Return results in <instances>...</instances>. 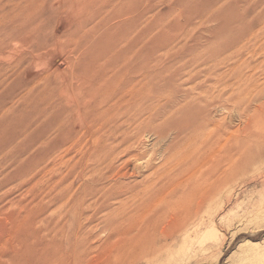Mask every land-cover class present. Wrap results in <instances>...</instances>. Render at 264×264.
I'll return each mask as SVG.
<instances>
[{
	"label": "rangeland",
	"instance_id": "rangeland-1",
	"mask_svg": "<svg viewBox=\"0 0 264 264\" xmlns=\"http://www.w3.org/2000/svg\"><path fill=\"white\" fill-rule=\"evenodd\" d=\"M88 1L0 0V38H5V42L0 41V48L10 55L0 59V76L5 80L1 82L0 77V89H9L2 90V93L7 92L6 96L1 92L0 96L4 95L6 100L12 96L13 102L8 98L10 106L17 98L20 101H16L18 103H14L13 107L8 108V104L6 110L0 108L10 117V123H0L1 147L7 140L10 142L0 147V154L3 153L2 157L6 158L4 163L5 160L0 157L3 162H0V263L24 264V249L35 230L28 227L34 223L36 231L41 230L45 223L40 224L42 222L38 220L49 217L51 222L64 220L67 228H76L81 221L84 232L88 234L87 240L76 246L72 259L65 264H264V0L260 4L257 0H130L128 4L125 2L127 10H123L126 9L124 4L118 3L122 0H114L115 4L118 3L116 8L122 6V10H117L113 0H110L113 3L110 9L115 8V11L111 10V14L115 12L112 17L108 15L110 12L106 13L109 0H104L106 4L108 2L107 7L102 0H90L89 4ZM94 3L99 4L96 7L98 11L92 8ZM141 6L148 11L140 9ZM110 9L108 7V11ZM101 10L106 14L102 16V12L99 17L96 14ZM125 14L126 17L129 15L128 19ZM107 15L110 20L103 19L105 16L108 18ZM119 15L125 17L127 24L121 17L122 21L117 23ZM93 21L95 23L92 24ZM129 23L135 26L133 31ZM141 24L148 26L143 29ZM126 25L132 28L128 30ZM123 31L125 34L122 35ZM15 33L22 41L10 36ZM97 33L99 36H96ZM91 34L94 38L90 37ZM107 34H112L114 38ZM41 52L42 59L38 60L36 55ZM8 58L13 59V63L9 59L11 68ZM85 63L88 67L84 66ZM92 76H96L94 81ZM101 79H124L127 82L134 79L137 100L132 102L127 98L128 104L123 102L119 107L123 110H106L107 120L105 116L97 117L99 119L90 122V129L83 126L78 131L85 134L84 137L78 135V131L77 134L70 131L66 136V132H61L63 125H59L61 131L56 129L53 132L58 135L55 136L53 128L62 117L71 122L72 128L78 126L75 117L77 105L81 104L82 95L87 98L95 95V87ZM87 80L90 82L87 83ZM88 87H92V91H89L90 88L87 91ZM33 90H36L35 94L38 92L37 98L47 99L46 104L53 99L48 106L39 103L41 107H48L44 106V111L37 104L35 106L39 98L34 97ZM144 91L146 93L142 94ZM20 94L22 96H18ZM29 95L36 100L33 102ZM25 96H28V101ZM148 96L152 102H149L151 98ZM27 102L30 105L25 106ZM150 103L152 105L149 106ZM49 107L54 109L50 117L47 116ZM33 108L42 111L36 115ZM57 110L59 113L63 111V115L57 116ZM146 113L147 117L143 115ZM31 115L37 117L38 126L34 121L36 118L33 120ZM25 121L31 125H26ZM42 125L49 126L50 139ZM25 126L29 127L30 133L35 127L32 129L33 136L23 131L27 128ZM41 126L43 130L39 129ZM121 128H125L126 132L128 128V132L134 129L136 134L127 143L116 145L110 138L111 133L118 131L112 137L123 135ZM91 129L93 133L100 131V134L109 135L104 145L106 155L99 163L101 153L94 149ZM118 129L122 133L119 134ZM10 133L12 137L14 135L12 141ZM43 134L46 140L42 138ZM57 139L63 143H58ZM210 145L216 151L210 162H215L216 169L212 164L210 170L202 173L201 182L196 185L198 181L187 177L193 168L187 163L201 157L198 154L201 155L203 148ZM9 148L11 151L6 152ZM86 148L89 150L86 151ZM185 149L189 160L174 162ZM20 150H24V154L30 150L27 153L29 156L22 153L24 158L29 157L28 162L26 158L22 162V155H18L22 152ZM86 153L91 157L90 161L85 160ZM40 154L41 157L38 156ZM16 156L20 158L19 162ZM97 156L98 159H94ZM167 156L174 157L168 161ZM38 157L41 159L38 160ZM164 162L165 165L171 162L168 170L163 167ZM10 164L17 167H9ZM172 164L173 168L170 167ZM26 166L32 171H26ZM20 171L24 174L19 175ZM81 202L82 208H85L81 209L87 218L82 217L86 220L77 214L81 210ZM29 208L32 213L27 214ZM60 214H65V218L61 219ZM74 218L76 220L73 221ZM21 239L24 241L20 242ZM67 239L72 241L74 237L64 236L62 242ZM58 240V237L54 238L55 242ZM17 246L25 247L23 252ZM66 249L59 244L58 254L63 256Z\"/></svg>",
	"mask_w": 264,
	"mask_h": 264
},
{
	"label": "bare ground",
	"instance_id": "bare-ground-1",
	"mask_svg": "<svg viewBox=\"0 0 264 264\" xmlns=\"http://www.w3.org/2000/svg\"><path fill=\"white\" fill-rule=\"evenodd\" d=\"M96 1V0H95ZM100 0H98L97 2H99ZM102 1H104V0H102ZM101 1V2H102ZM108 1V0H107ZM116 1V0H115ZM115 1L113 0V2H114V4H115ZM117 1H120V0H117ZM116 1V2H117ZM124 0H122L121 2H118V3H122V5L124 4V6L126 5V3L125 2H127V4L130 2V0H126V1H124ZM129 1V2H128ZM263 1V0H262ZM261 0H257V2H259V4H260V2H262ZM70 2V1H69ZM72 3H73V1H72ZM87 3V2H86ZM89 3H91V1L89 0L88 1V4ZM102 3H105L104 5L106 6V5H108V2H107V4H106V1H104V2H102ZM112 3V2H111ZM110 3V0H109V5L110 6H108L109 7V9H110V7H112L111 5L113 4H111ZM118 3L117 4H115V8H116V5H118ZM95 4H97V6H95ZM132 4V3H131ZM131 4L129 5V8L131 7ZM70 5V4H69ZM91 5V4H90ZM89 5V6H90ZM93 5V4H92ZM98 3H94V6L92 7L93 9L95 8V11H98V10H96L97 8L96 7H98ZM134 5V4H133ZM132 5V6H133ZM145 5V4H144ZM143 5V6H144ZM81 6V5H80ZM87 6V5H86ZM100 6L101 7H103L102 5H101V3H100ZM127 6V5H126ZM126 6H125V8H126ZM107 7V6H106ZM108 7H107V12L106 13H108V12H110V14H111V10H112V12H113V10L115 9V8H111L109 11H108ZM128 7V6H127ZM145 7V6H144ZM82 8V7H81ZM100 8V7H99ZM118 8V9H117ZM116 9L117 10H122V6L121 7H117ZM120 8V9H119ZM106 9V8H105ZM104 9V10H105ZM140 9H142V6H141V8ZM148 8H146V10H147ZM82 10V9H81ZM91 9L89 8V11H90ZM104 10L102 11H100V13H98V14H96V15H99V17H100V14L102 15V16H104V14H106L105 12H104ZM123 10H127V8L126 9H123ZM130 10V9H129ZM143 10V9H142ZM145 9L143 10V11H146ZM84 11H85V9H84ZM115 11V10H114ZM138 11H140V12H142L141 10H139L138 9ZM148 11V10H147ZM91 12V11H90ZM126 12V11H125ZM127 12H130V11H127ZM136 12V11H135ZM139 12V13H140ZM80 13V12H79ZM115 13V12H114ZM113 13V14H114ZM119 13H121V11L119 12ZM119 13H117V15L119 14ZM81 14V13H80ZM86 14H87V12H86ZM109 13H108V15L109 16H111L112 17V15L113 14H111L110 15ZM123 14H124V12H123ZM123 14H121L122 16H123ZM130 14V13H129ZM133 14V13H132ZM132 14H130V15H132ZM79 15V14H78ZM92 15V14H91ZM108 15H107V17H108ZM121 15H119V18L121 17ZM80 16V15H79ZM86 16V15H85ZM129 16V15H128ZM127 16V17H128ZM84 17V16H83ZM98 17V18H99ZM110 17V18H111ZM116 17H118V16H116ZM125 17H126V14H125ZM125 17L123 18V17H121V18H123L122 20L124 21V19H125ZM126 17V19H128ZM88 18V16L86 17V19ZM92 18V17H91ZM101 18H103V17H101ZM116 19V20H118V22L117 23H119V21H122L121 20V18L120 19ZM85 19V20H86ZM95 19H97V17H95ZM103 19H109V17L108 18H106V16L103 18ZM103 19H101L100 21H102ZM79 20V18L77 17V21ZM85 20H82V22L83 21H85ZM88 20V19H87ZM110 20V19H109ZM90 21H91V19H90ZM98 21H99V19H98ZM97 20H96V22H98ZM105 21V20H104ZM79 22H81V19H80V21ZM107 22H108V20H107ZM111 22V21H110ZM115 22V24L117 25V23ZM128 22V21H127ZM93 23H95L94 21L92 22V24ZM99 23V22H98ZM113 23V22H112ZM112 23H110V24H112ZM124 23H126V21H124ZM138 23V22H137ZM81 24V23H80ZM97 24V23H96ZM96 24H94V26L96 25ZM115 24H113V26H115ZM127 24V23H126ZM34 26H37L38 27V25H40V24H38V25H35V24H33ZM125 25V24H124ZM129 25H131L132 26V24H130L129 23ZM138 25V24H137ZM136 25V26H137ZM147 25V24H146ZM146 25H144V27L146 26ZM151 24H149V26H150ZM97 26V25H96ZM108 26H110V25H107V27ZM122 26H123V24H122ZM127 26V29L129 28H132L133 27V29H132V31L134 30V25L132 26V27H128V25H126ZM148 26V25H147ZM18 27V26H17ZM33 27V26H32ZM37 27H36V29H37ZM92 27H93V25H92ZM106 27V28H107ZM141 27H143V24H141ZM144 27H143V29H144ZM94 28V27H93ZM98 28V27H97ZM104 28V27H103ZM103 28H101L102 30H105V29H103ZM148 28V27H147ZM150 28H151V26H150ZM18 29L19 28H17V31H18ZM33 29H35V28H32L31 30H33ZM36 29H35V31H36ZM107 29H109V28H107ZM118 29L120 30V28L118 27ZM128 29V30H129ZM140 29V28H139ZM30 30V31H31ZM112 30V29H111ZM146 30V29H145ZM34 31V32H35ZM110 31V30H109ZM113 31V30H112ZM144 31V30H143ZM1 32V31H0ZM102 32V31H101ZM124 33H122V35L123 34H125V31H123ZM23 33V32H22ZM95 33V32H94ZM142 33V32H141ZM1 34V33H0ZM35 34V33H34ZM100 34V33H99ZM106 34V33H105ZM137 34V33H136ZM16 35V33L13 35H10V36H12V38H14V36ZM108 35V34H107ZM112 35V34H111ZM111 35H108V36H111ZM5 36H8V35H5ZM18 36V35H17ZM96 36H99L98 35V33H97V35ZM9 37V36H8ZM16 37V36H15ZM19 37V36H18ZM18 37H16L15 38V40H21V39H17ZM21 37V36H20ZM25 37H28V36H25ZM24 37V38H25ZM90 37H93L94 38V36H92V34H91V36ZM101 37H103V35L101 36ZM112 38H114L113 36H111ZM110 37V38H111ZM137 37V36H136ZM12 38H10L9 39V41L12 39ZM30 38V37H29ZM28 38V39H29ZM69 38V37H68ZM105 38V37H104ZM121 38V36L119 37V39ZM26 39V38H25ZM70 39V38H69ZM72 39V38H71ZM70 39V40H71ZM98 39V38H97ZM14 40V41H15ZM24 40V39H23ZM32 40H33V38H32ZM90 40V39H89ZM99 40H101V38L99 39ZM121 40V39H120ZM0 41H1V43L2 42H5V38H0ZM8 41V42H9ZM22 41V40H21ZM65 41H66V39H65ZM90 41H92V40H90ZM89 41V42H90ZM23 42H25V40L23 41ZM61 42H63V40L61 41ZM69 42H71V41H69ZM99 42V41H98ZM101 42V41H100ZM110 42H112V39H110ZM109 42V43H110ZM37 43V42H36ZM73 43V42H72ZM23 44V43H22ZM58 44V43H57ZM71 44V43H70ZM99 44V43H98ZM119 44V43H118ZM124 44V43H123ZM1 45V44H0ZM15 45V44H14ZM31 45V44H30ZM71 45H73V44H71ZM92 45V44H91ZM96 46H97V44H95ZM112 45H113V43H112ZM17 46L18 45H16V48H15V50L18 52V48H17ZM19 46H20V43H19ZM32 46V45H31ZM60 46V45H59ZM63 46H67V44L66 45H63ZM76 46H77V44H76ZM76 46H74V47H76ZM90 46V45H89ZM94 46V45H93ZM8 47V46H7ZM14 47V46H13ZM12 47V48H13ZM61 47V46H60ZM69 47V46H68ZM67 47V48H68ZM6 48V47H5ZM56 48L58 49V47L56 46ZM66 48V47H65ZM4 49V48H3ZM2 49V50H3ZM9 49V48H8ZM11 49V48H10ZM9 49V50H10ZM40 49L41 48H39V51H40ZM90 49V48H89ZM117 49V48H116ZM1 50V48H0V59L1 58H4L6 55L7 56H10V55H8V54H6L5 53V50H3L2 51ZM37 50V49H36ZM64 50V49H63ZM70 50H71V48H70ZM73 50H74V48H73ZM86 50H87V48H86ZM118 50V49H117ZM38 51V50H37ZM42 51V50H41ZM11 52H13V50L11 51ZM11 52H8V53H11ZM21 52V51H20ZM20 52L18 53V54H20ZM68 52H69V50H68ZM83 52V51H82ZM81 52V53H82ZM86 52L87 51H85V52H83V53H85L86 54ZM22 53V52H21ZM40 53V52H39ZM90 52H88L87 54H89ZM43 53L41 52V54H37L36 56V58L38 59V60H40V59H42V55ZM91 54V53H90ZM107 54V53H106ZM15 55H16V53H15ZM82 55V54H81ZM85 56H87V55H85ZM85 56H83L84 57V59L86 58ZM90 56V55H89ZM102 56V55H101ZM11 57H12V55H11ZM15 58V57H14ZM21 58V57H20ZM20 58H17V59H20ZM9 59L10 60H12V63H13V59H11V58H8V62H9ZM83 59V58H82ZM83 59V60H84ZM87 59V58H86ZM91 59V58H90ZM88 60V59H87ZM4 61H6V60H4ZM14 61H17L16 59L14 60ZM7 62V61H6ZM11 62V61H10ZM10 62H9V66L11 65L10 64ZM18 62H19V60H18ZM84 62H85V60H84ZM96 62H98V61H96ZM103 62V61H102ZM15 63V62H14ZM17 63V62H16ZM86 64L87 63H85V65L84 66H86ZM100 64V63H99ZM1 65V64H0ZM14 65H17V64H14ZM101 65V64H100ZM11 67H13V66H10V68ZM86 67H88V66H86ZM98 67V66H97ZM93 68H95V67H93ZM84 69H86V68H84ZM89 70H90V68H89ZM91 70H92V67H91ZM94 70V69H93ZM92 70V71H93ZM97 71V70H96ZM87 72H88V74L90 73V71H88V68H87ZM1 73V72H0ZM86 73V72H85ZM99 73V72H98ZM97 74V73H96ZM95 74V75H96ZM1 75V74H0ZM86 75V74H85ZM1 77V76H0ZM96 77V76H95ZM95 77H93L92 76V78H94V79H92L93 81L95 80ZM2 78V80L3 81H1V82H4L5 80L3 79V77H1ZM0 78V79H1ZM4 78H6L5 77V75H4ZM45 79H47V77L45 78ZM98 79V78H97ZM96 79V80H97ZM8 80V79H7ZM85 80H86V78H85ZM43 81H46V80H43ZM88 82L87 83H89L90 81L89 80H87ZM99 81H101L100 83H97V85H96V81H95V84H93V86L94 85H96V87H95V95L94 96H92L91 98L90 97H85L84 95H82V98H83V100H81V104H79V105H77V110H76V114H75V117H76V119H78V122H79V124H78V126L76 127V126H74L73 128H72V126H70L71 125V122L68 120V119H64V117H62V118H60V119H58V117L57 116H60V114H62V112L61 113H59V109L57 110V112H58V115L56 116V118H55V116H54V114H53V117L55 118V119H58L57 121H58V125L56 124V126L58 127L59 125L61 126V125H63V127H62V129H61V127L59 126L58 128L56 127H54L53 129H54V131H52V133L53 132H55V130L58 132V130L59 131H61L63 134H64V132H66L67 134H65L66 136L67 135H69V133H70V131H72V132H74L75 133V131H76V133L75 134H77V131L78 130H80L83 126H85L84 128H89V125H91V121L93 122L94 121V119H99V118H102L103 116H105L106 114H107V111L106 110H110L111 111V109H114L113 111H117L118 110V108L123 104V102H126V99L128 98V100H130V101H135V100H137V95H136V86H137V84H136V82H135V80L134 79H129L128 80V82L127 81H125L124 79H101V80H99ZM97 82H98V80H97ZM86 85V84H85ZM84 85V86H85ZM87 86H88V84H87ZM87 86H85V87H87ZM6 87V86H5ZM20 87V86H19ZM47 88V87H46ZM83 88V87H82ZM90 87H88V88H86V90L88 91V89H89ZM92 88V87H91ZM89 89V91L91 90L92 91V89ZM148 88H149V86H148ZM20 89V88H19ZM84 89V88H83ZM3 90V89H2ZM2 90L0 89V92L2 93ZM4 90H7V91H9V89H7V88H4ZM3 90V91H4ZM24 90V89H23ZM26 92H28V89L26 88ZM45 90H47V89H45ZM57 90V89H56ZM143 90H145V88H143ZM34 91V90H33ZM38 91V90H37ZM85 91V90H84ZM86 91V92H87ZM6 92V91H5ZM5 92H3V93H5ZM25 92V91H24ZM35 92H36V90L34 91V97H36L37 98V93L35 94ZM42 91H40L39 93H41ZM43 92H45L44 90H43ZM41 93V94H46V93ZM97 92V93H96ZM0 93V94H1ZM2 93V94H3ZM7 93V92H6ZM6 93H5V96H6ZM30 93H31V91H30ZM51 93H53V92H51ZM59 93V92H58ZM89 93V96H90V92H88ZM93 93V92H92ZM142 93V92H141ZM144 93H146V91H144L142 94H144ZM29 94V93H28ZM54 94V93H53ZM25 95H26V93H25ZM31 95V94H30ZM29 95V98L30 99H33V102L36 100V99H34V97L33 96H30ZM56 95V94H55ZM86 95V94H85ZM88 95V94H87ZM4 96V95H3ZM3 96H0L1 97V99L3 98ZM11 96V95H10ZM18 96H22V94H20V95H18ZM12 97V96H11ZM11 97H8V98H10V100H11ZM26 97V96H25ZM33 97V98H32ZM47 97V96H46ZM51 97V96H50ZM50 97H48V98H50ZM148 97H150V96H148ZM7 98V100L6 99H0L1 101V103H0V108H4L5 109V107L9 104V103H11V102H13L12 100H11V102H8V99ZM14 98V97H13ZM21 99L22 98H24V97H20ZM39 98V97H38ZM38 98H37V100H38ZM55 98V97H54ZM141 98V97H140ZM140 98H138L139 100H140ZM146 98V97H145ZM151 98V97H150ZM27 101H28V96L25 98ZM61 99H62V97H61ZM142 99V98H141ZM6 101V102H4V101ZM25 100V101H26ZM50 100H53V99H50ZM50 100H48L49 102H47V104H46V101H47V99H40L39 98V102H35V106H36V104L38 105V106H40L39 105V103L40 102H42V103H44V104H46L47 106H48V103H51L50 102ZM3 101V102H2ZM16 101H18V98L16 99ZM16 101L14 102L15 104H17L18 102H20V101H18L17 103H16ZM22 101V103H23V100H21ZM30 102H32V100H29ZM152 102V98L151 99H149V102ZM29 102V103H30ZM32 102V103H33ZM148 102V100H147V103H149ZM14 103H13V105H14ZM25 103V102H24ZM28 102L25 104V106L26 105H30ZM127 103V102H126ZM125 103V105L127 106V104ZM144 103V102H143ZM146 103V102H145ZM146 103V104H147ZM145 104V105H146ZM13 105L11 104V106L13 107ZM33 105V104H32ZM31 105V106H32ZM46 105H42L43 107L44 106H46ZM50 105V104H49ZM130 105V104H129ZM128 105V106H129ZM148 105V104H147ZM150 105H152L151 103L149 104V106ZM10 106V104H9V106H7L8 108L9 107H11ZM19 106V105H18ZM34 106V107H35ZM37 106V107H38ZM46 106V107H47ZM126 106H125V108H126ZM142 106V105H141ZM226 106V105H225ZM6 107V108H7ZM33 107V106H32ZM43 107H41L40 106V108H43ZM53 107V106H52ZM55 107V106H54ZM53 107V108H54ZM122 107V106H121ZM146 107H148V106H146ZM29 108V107H28ZM27 108V109H28ZM31 108V107H30ZM48 108V107H47ZM59 108V107H58ZM139 108V107H138ZM148 108H150V107H148ZM2 109H0L1 110V112H0V123L1 122H3V123H6L7 121H8V123H10L9 122V120H10V117L9 116H7V115H5L4 113L6 112H3L4 110H2ZM13 108H11L10 110H12ZM65 109V108H64ZM150 109H153V108H150ZM6 110V109H5ZM31 110V109H30ZM30 110H29V112H30ZM33 110V112H36V115H37V113L38 112H40V111H42V110H37L36 108H33L32 109ZM52 112H51V111ZM54 110V109H53ZM53 110L49 107V111L47 110V112H48V117H50L49 116V114L51 113V115H52V113H53ZM61 110H63V108H61ZM68 110V109H67ZM119 110L121 111V110H123V109H120L119 108ZM140 110V109H139ZM147 111H148V109H146ZM8 111V110H7ZM23 111V110H22ZM21 111V112H22ZM43 111H44V108H43ZM56 111V110H55ZM54 111V112H55ZM69 111H71V110H69ZM72 111V112H73ZM112 111V112H113ZM151 111H153V110H151ZM9 112V111H8ZM29 112H28V114H29ZM112 112L110 113V115L112 116ZM136 112V113H135ZM135 112H133V113H135L136 115H138L137 114V111L135 110ZM146 112V111H145ZM144 112V113H145ZM7 113V112H6ZM26 113H27V110H26ZM65 113H67V112H65ZM109 113V112H108ZM114 113V112H113ZM118 112H116L115 114H117ZM141 113H143V112H141ZM149 113V112H148ZM35 114V113H34ZM114 114V116H117V115H115ZM124 114H125V111H124ZM129 114V113H128ZM127 114V115H128ZM8 115H10V114H8ZM12 116H13V114H11ZM22 115V114H21ZM44 115H45V112H44ZM55 115H56V113H55ZM63 115V114H62ZM127 115H125V116H127ZM132 115V117H133V114H131ZM136 115H134V116H136ZM143 115H145V117H147L148 115H147V113L146 114H143ZM142 114H141V116H143ZM147 115V116H146ZM24 116V115H23ZM27 116H29V115H27ZM33 118V120H34V117H35V115L33 116V115H31ZM30 116V117H31ZM47 116H46V119H49V118H47ZM113 116V117H114ZM140 116V115H139ZM41 117H42V115H41ZM53 117H52V119H53ZM74 117V118H75ZM97 117H99V118H97ZM106 117V118H105ZM104 117V119L105 120H107V116H105ZM108 117H110V116H108ZM122 117V116H121ZM144 117V116H143ZM12 118V117H11ZM17 118V117H16ZM36 118V120H34V121H36V124H37V121H38V119H37V117H35ZM44 118V116L42 117V119ZM66 118V117H65ZM135 118V117H134ZM76 119H74V120H76ZM123 119V118H122ZM146 119V118H145ZM25 120H27V122H32L31 121V119L29 120V119H25ZM45 120V119H44ZM50 120V119H49ZM124 120V119H123ZM122 120V121H123ZM134 120V119H133ZM135 120H136V118H135ZM32 122V123H35V122ZM40 122H41V120H39ZM50 121H52V123L54 122V120H50ZM56 121V120H55ZM98 121V120H97ZM96 121V122H97ZM112 121V120H111ZM137 121V120H136ZM135 121V122H136ZM42 122H44V121H42ZM47 122H48V120H47ZM77 122V121H76ZM102 121H100V123H101ZM116 122H118V121H116ZM124 122V121H123ZM134 122V121H133ZM8 123L6 124V125H8ZM25 123H26V121H25ZM50 123V122H49ZM51 123V125H53ZM61 123V124H60ZM73 123V122H72ZM75 123V122H74ZM107 123V122H106ZM105 123V124H106ZM108 123H111V122H109L108 121ZM108 123H107V125H108ZM113 123V122H112ZM127 123V122H126ZM126 123H123V125L124 124H126ZM15 124V123H14ZM17 124V123H16ZM15 124V125H16ZM27 124H30V123H26V125ZM55 124V123H54ZM97 124H99V123H96V125ZM103 124V123H102ZM118 124H120V123H118ZM133 124V123H132ZM25 125V124H24ZM31 125V124H30ZM29 125V126H30ZM33 125V124H32ZM74 125V124H73ZM96 125L94 124V128H93V131L94 130H96ZM99 125H101V124H99ZM104 125V124H103ZM107 125H105V126H107ZM122 124H121V126H123ZM128 125V124H127ZM126 125V126H127ZM5 126V125H4ZM34 126H35V124H34ZM33 126V128L32 129H34L35 127ZM36 126H38V124L36 125ZM40 126V125H39ZM43 126V125H42ZM42 126L39 128V129H42ZM54 126V125H53ZM53 126H51V127H53ZM113 126V125H112ZM141 126V125H140ZM139 126V127H140ZM25 127H27L26 129L25 128H23V131L24 132H26V134H29L30 132V129H29V131H28V126H25ZM48 128H49V126H47ZM46 126H43V128H44V130L46 131L47 130V133H48V128H47ZM50 127V128H51ZM129 127H131L132 128V126H129ZM3 128V127H2ZM45 128H47V129H45ZM109 128V127H108ZM108 128H105V129H107V131H108ZM113 128V127H112ZM119 128V127H118ZM130 128V129H131ZM5 129H6V127H5ZM8 129V128H7ZM31 129V135H32V130ZM38 129V128H37ZM36 129V130H37ZM38 129V130H39ZM61 129V130H60ZM66 129V130H65ZM90 129V128H89ZM97 129H98V127H97ZM125 129V128H124ZM124 129H122L121 128V130H124ZM4 130V129H3ZM10 130V129H9ZM28 131V133H27V131ZM43 130V129H42ZM112 130V129H111ZM116 130V129H115ZM118 130H120V129H118ZM121 130L119 131V134L120 133H122L121 132ZM127 130V132L124 130L123 131V135H119V136H113L112 137V134L114 135L115 133L117 134V132L118 131H116L115 133H111V137L110 138H112V142L113 141H115V143H116V145L117 144H119V143H127L128 141H130V140H132V135L134 134H136V133H134V129H131V130H133V131H130V132H128V130H129V128L128 129H126ZM2 131V130H1ZM85 130H83L82 132H84ZM91 132H89V133H91V138H92V141L95 143L93 146H94V149H95V151H97V153H101V155L99 154V160H98V163L99 162H101V161H103V159H104V156L106 155L105 153H106V149L104 148V145H105V143H107V141H108V139H109V135H103V134H100V131L98 132L97 131V133H93V131H92V129L90 130ZM106 131V132H107ZM151 131V130H150ZM6 132V131H5ZM11 132V131H10ZM36 132V131H35ZM34 132V133H35ZM40 133H41V130L39 131ZM39 132H36V134L38 133L39 134ZM44 132V131H43ZM60 132V133H61ZM85 132H87V131H85ZM95 132V131H94ZM102 132V131H101ZM103 132H104V130H103ZM125 132V133H124ZM135 132H136V130H135ZM146 132V131H145ZM9 133V132H8ZM19 133L20 134H22L20 131L18 132V135H19ZM50 133V132H49ZM48 133V134H49ZM5 134V133H4ZM3 134V135H4ZM14 134H15V132H14ZM17 134V133H16ZM15 134V135H16ZM25 133H23V135H24ZM45 134H46V132H45ZM45 134H43V139L45 138V140H46V136L48 135V134H46V136H45ZM54 135H55V133H53ZM63 134H60V135H62V136H64L65 137V135H63ZM74 134V135H75ZM80 134V131H78V135ZM84 134V133H83ZM87 134V133H86ZM106 134H108V132L106 133ZM150 134V133H149ZM2 135V134H1ZM10 135H11V133H10ZM40 135V134H39ZM56 135H57V133H56ZM55 135V136H56ZM80 135H82V134H80ZM85 135V134H84ZM84 135H82L83 137H84ZM89 135V134H88ZM143 135V134H142ZM154 135V134H153ZM8 136V135H7ZM17 136V135H16ZM20 137H21V135H19ZM19 136H17L18 138H19ZM25 136V135H24ZM27 137L29 136V135H26ZM33 136V135H32ZM34 136H36V135H34ZM45 136V137H44ZM58 136V135H57ZM50 137V134H49V136H48V138ZM60 137V136H59ZM1 138V137H0ZM12 138L14 139V135H13V137H12V135H11V138H10V141H12ZM51 138V137H50ZM49 138V139H50ZM54 138V137H53ZM17 139V138H16ZM30 139H33V137L32 138H30ZM89 139V138H88ZM58 140V139H57ZM71 140V139H70ZM76 140H77V137H76ZM16 140H14V142H15ZM25 141V140H24ZM29 141V140H28ZM31 141V140H30ZM29 141V142H30ZM34 141V140H33ZM9 142V140H7V142L5 143L4 142V145L6 144L7 145V143ZM32 142V141H31ZM42 142V141H41ZM60 141L58 140V143H59ZM71 142V141H70ZM82 142V141H81ZM10 143V142H9ZM61 143H63L62 141L60 142V144ZM72 143V142H71ZM11 144H13V142L11 143ZM68 144V143H67ZM84 144H85V141H84ZM203 144V143H202ZM1 143H0V147H1ZM4 145H3V147H4ZM5 145V146H6ZM15 145V144H14ZM14 145H12V149L14 150L15 148V146ZM36 145V144H35ZM53 145V144H52ZM58 144H56V146H57ZM78 145V144H77ZM88 145V144H87ZM87 145H85V147L87 146ZM110 145V144H109ZM212 145H214V144H212ZM212 145H210L209 147H207L206 149H204L203 147V150H204V152L202 151V149H201V151L203 152L201 155L200 154H198L199 156H201V157H199V158H197V159H195V157H194V161H192L191 163L189 162V163H187V164H190L191 166L190 167H193L190 171H189V173H188V178L189 179H194V180H196V181H198L197 183H196V185L198 184V183H200L201 182V179H202V177H203V174L202 173H204L205 171H207L209 168H211L212 166V164H213V167H214V163L215 162H212V163H210L211 161H212V159H213V157H214V155H215V153H216V151H215V148L212 146ZM11 146V145H10ZM9 146V147H10ZM32 146V145H31ZM59 146V145H58ZM135 146V145H134ZM3 147H1V148H3ZM192 147V146H191ZM11 148V147H10ZM9 148V150L8 151H6V152H9V151H11V149ZM31 148V147H30ZM89 148H90V146H89ZM189 148V150H190V147H188ZM6 149V148H5ZM8 149V148H7ZM16 149H17V147H16ZM194 149V148H193ZM27 150V149H26ZM46 150V149H45ZM84 150V149H83ZM89 150V149H88ZM87 150V148H86V151H88ZM186 150V154H181V153H183V151H185ZM185 150H183L180 154H178V159H174V162L176 161V160H178L179 162H181L179 159H181L182 161L184 160V161H187V160H189V157H188V155H187V149H185ZM194 150H196V149H194ZM3 151V150H2ZM16 150H14V152H15ZM20 151H22V150H20ZM24 151V150H23ZM21 152L20 154H18L19 155V157H20V155H22V158L21 159H23L22 160V162L23 161H25V158H26V160H27V158H29V157H23V154H24V152ZM6 152H5V154H6ZM27 153H29L30 152V150H28V151H26ZM23 153V154H22ZM27 153H25L24 155H28ZM32 153V152H31ZM34 153V152H33ZM48 153V152H47ZM50 153H51V151H50ZM89 153V152H88ZM88 153H86L85 154V156H84V158H85V160L86 161H90V156H87V154ZM175 153V152H174ZM190 152H188V154H189ZM4 154V155H5ZM8 154V153H7ZM173 154V153H172ZM193 154V153H192ZM2 155H3V153H2ZM2 155L0 154V157H2ZM9 155V154H8ZM30 155V154H29ZM28 155V156H29ZM35 156H36V154H34ZM34 155H32V156H34ZM51 155V154H50ZM53 155V154H52ZM108 155H109V152H108ZM198 155H194V156H197L198 157ZM6 156V155H5ZM12 156V155H11ZM38 156H40L41 157V154L40 155H38ZM96 156V155H95ZM189 156H191V153L189 154ZM9 157V156H8ZM12 157H14V156H12ZM19 157H15L16 158V161H17V158H18V162L20 161V158ZM31 157V156H30ZM40 157H38V160H40L41 158ZM57 157V156H56ZM135 157V156H134ZM168 157V156H167ZM174 156H172V158H173ZM5 161H4V163L6 162V158H4V157H2ZM10 158V157H9ZM14 158V159H15ZM44 158V157H43ZM42 158V159H43ZM107 158H108V156H107ZM107 158H105L106 160H107ZM137 158V157H136ZM172 158H170V157H168V158H166V160H171ZM191 158V157H190ZM35 159H37V158H33V160H35ZM48 159V158H47ZM94 159H98V156L96 157V158H94ZM215 159V158H214ZM2 160V159H1ZM91 160H93V159H91ZM105 160V161H106ZM168 160V161H169ZM54 161V160H53ZM58 161H59V159H58ZM1 162V161H0ZM21 162V163H22ZM27 162H28V160H27ZM26 162V163H27ZM35 162H38V161H35ZM34 162V163H35ZM167 162V161H166ZM173 162V163H174ZM1 163H3V162H1ZM0 163V164H1ZM19 164V165H21V166H24V165H22V164ZM39 163V162H38ZM85 163H87V162H85ZM96 163H97V161H96ZM209 163V165H207ZM171 164V162L169 163V165ZM5 165V164H4ZM3 165V166H4ZM17 165V164H16ZM29 165V164H28ZM169 165H165V162H164V164H163V167L164 166H166V169H167V166L169 167ZM13 166H14V164H13ZM12 166V164H10V166L9 167H13ZM21 166H18V167H21ZM35 166H37V165H34V167ZM216 166V165H215ZM5 167V166H4ZM7 167V166H6ZM14 167H17V166H14ZM29 167V166H28ZM31 167V166H30ZM37 167H39V166H37ZM44 167V169H46V167L45 166H43ZM171 168H173V164H172V166H170ZM1 169V168H0ZM10 169V168H9ZM8 169V170H9ZM13 169V168H12ZM19 169V168H18ZM26 169H28V170H26V171H29V170H31V169H29V168H27V166H26ZM44 169H42V170H44ZM164 169V168H163ZM161 170V171H164V170ZM170 169V168H169ZM214 169H216L215 167H214ZM168 170V169H167ZM210 170V169H209ZM14 172H15V170H13ZM32 171V170H31ZM39 171V170H38ZM181 171V170H180ZM215 171V170H214ZM21 172V171H20ZM19 172V173H20ZM24 172H25V170H24ZM136 172V171H135ZM183 172H184V170H183ZM11 173H12V171L10 172V175H11ZM34 173H36V172H34ZM84 173V172H83ZM82 173V174H83ZM162 173V172H161ZM164 173H167V171L166 172H163V174ZM24 174V173H23ZM22 174V172H21V174H19V175H23ZM41 174V173H40ZM86 174V173H85ZM89 174V173H88ZM91 174V173H90ZM89 174V175H90ZM178 174H180L179 173V171H178ZM43 175V174H42ZM41 175V176H42ZM44 175H45V173H44ZM101 175H104V173L102 174L101 173ZM100 175V177H102ZM176 175V174H175ZM14 176V174L12 175V177ZM40 176V177H41ZM84 176V175H83ZM107 176V175H106ZM163 176V175H162ZM88 177H91V176H88ZM109 177V176H108ZM112 177V176H111ZM196 177H197V179H196ZM7 178V177H6ZM36 178V177H35ZM10 179V178H9ZM12 179H15V178H12ZM11 179V181H13ZM33 179V178H32ZM7 180V179H6ZM18 180H19V178H18ZM35 180V179H34ZM115 180V179H114ZM173 181H174V179H173ZM18 182V181H17ZM32 182H34L33 180H32ZM37 182V181H36ZM175 182V181H174ZM2 183V182H1ZM7 183V182H6ZM19 183V182H18ZM5 184V183H4ZM20 184V183H19ZM27 184V183H26ZM186 184V183H185ZM10 185V184H9ZM200 185V184H199ZM1 186H2V184H1ZM4 186V185H3ZM162 186H163V184H162ZM22 187V186H21ZM33 187V186H32ZM32 187H30V189L32 188ZM18 188H20V186L18 187ZM9 191V190H8ZM27 192L29 193L30 191H29V189L27 190ZM203 193V192H202ZM4 194H5V192H4ZM138 195V194H137ZM193 196V195H192ZM33 198V197H32ZM168 198V197H167ZM193 198V197H192ZM202 198V197H201ZM35 199V198H34ZM31 200V199H30ZM56 200V199H55ZM158 200V199H157ZM38 201V200H37ZM39 201H42V200H39ZM82 201H83V199H82ZM199 201V200H198ZM198 201L196 202V203H198ZM201 201V200H200ZM52 203H53V201H52ZM25 204V203H24ZM198 204H200V203H198ZM197 204V205H198ZM41 205V204H40ZM78 205H79V202H78ZM82 205H83V203L81 202V207L79 208V209H81L82 208ZM196 205V204H195ZM25 206V205H24ZM27 206V205H26ZM39 206V205H38ZM85 206V205H84ZM187 206V205H186ZM19 207H21V206H19ZM36 208H37V206H35ZM79 207V206H78ZM34 207H32V209H33ZM35 208V209H36ZM40 208V207H39ZM22 209H23V207H22ZM30 209V208H29ZM32 209H30L29 211H27V214H28V212L29 213H32V212H30ZM42 209H43V206H42ZM78 209V210H79ZM82 209H85L84 207L82 208ZM82 209L79 211V213L77 212V214L78 215H80L81 214V216H80V218L82 219V218H84L85 220H86V216H85V214L83 213V211H82ZM28 210V209H27ZM150 210V209H149ZM25 211V210H24ZM37 211V210H36ZM35 211V212H36ZM41 211V210H40ZM65 211V210H64ZM68 211V210H67ZM66 211V212H67ZM118 211V210H117ZM120 211V210H119ZM121 212H122V210H121ZM196 212V211H195ZM37 213H38V211H37ZM36 213V214H37ZM61 213V212H60ZM118 213V212H117ZM62 214V213H61ZM60 214V215H61ZM38 215V214H37ZM40 216H41V214H40ZM67 216V215H66ZM73 216H75V218L77 217L78 218V216H76V214H74ZM82 216H85V217H82ZM117 216V215H116ZM196 216V218L197 217H199V216H197V215H195ZM194 216V217H195ZM36 217V216H35ZM62 217L63 218H65V214H64V216L63 215H61V219H62ZM200 217H202V216H200ZM211 217V216H210ZM38 219H40V217L38 216L37 217ZM36 218V219H37ZM59 218V219H60ZM67 218H68V216H67ZM73 219V221L74 220H76V219ZM80 218H79V220H80ZM37 219V220H38ZM166 219V218H165ZM51 220L52 219H50L49 217H42L41 218V220H38V221H41L42 223H40V224H43L44 225V223H45V225H44V228L43 229H39L38 231H36L37 229H36V227L34 226V223H33V226H34V228H33V226L32 227H28V229H31L32 228V230L33 229H35L34 230V233L32 232L31 233V236H32V240H29L30 242L32 241V245L30 244V242L28 243V246H27V248L26 249H24L25 250V255H24V264H60V263H64V262H67L68 261V259L70 260V259H72V256L74 255V252H75V248H76V246L78 245V244H83V240L85 239V240H87L86 238L88 237L87 235H86V233L84 232V226L82 225V223H81V221L80 222H78L77 223V227L76 228H73V227H66V225H65V223H64V220H63V222L62 221H60V222H62L61 224H59V223H57V222H51ZM37 221V222H38ZM56 221H58V219L56 220ZM44 222V223H43ZM105 222V221H104ZM195 222V221H194ZM196 223V222H195ZM39 224V225H40ZM73 224H74V222H73ZM113 224V223H112ZM189 224V223H188ZM200 224H202V223H200ZM199 224V225H200ZM32 225V224H31ZM102 225V224H101ZM114 225V224H113ZM125 225V224H124ZM198 225V226H199ZM42 226V225H41ZM76 226V225H75ZM119 226V225H118ZM117 226V227H118ZM190 226V225H189ZM192 226V225H191ZM201 226V225H200ZM127 227V226H126ZM87 228V227H86ZM28 229H26V232L28 231ZM118 229V228H117ZM116 229V230H117ZM103 232H105L104 230H102ZM119 231H121V230H119ZM194 231H195V229H194ZM28 232H30V230L28 231ZM179 232V231H178ZM177 232V233H178ZM200 232V231H199ZM176 233V234H177ZM118 234V233H117ZM182 234V233H181ZM186 234V233H185ZM28 235V234H27ZM30 235V234H29ZM28 235V236H29ZM121 235V234H120ZM15 236V235H14ZM13 236V237H14ZM24 236V235H23ZM64 236L65 237H74V239L71 241V240H64V242H62L63 240V238H64ZM55 237H58L59 238V240H58V242H55L54 241V238ZM116 237V236H115ZM186 237V236H185ZM22 239H26V238H23L22 237ZM20 240V242L21 241H24V240ZM78 239V240H77ZM27 240V239H26ZM25 240V242H28V241H26ZM60 241H61V243H60ZM180 241V240H179ZM24 242V243H25ZM172 242V241H171ZM87 243V242H86ZM29 244H30V246H29ZM59 244H62V245H64L67 249V252H65V254H63V256L62 255H59L58 254V249H59ZM102 244V243H101ZM18 245V244H17ZM23 245H25V244H23ZM23 245H20V246H23ZM19 246H17V248H18ZM20 248V247H19ZM18 248V249H19ZM23 248H25V247H23ZM23 248H20L21 249V252H23L22 250H23ZM19 249V250H20ZM18 250V251H19ZM15 252H16V250H15ZM11 254V253H10ZM13 254H14V252H13ZM18 254V253H17ZM12 255V254H11ZM15 255V254H14ZM23 255H21V256H23ZM9 256V255H8ZM11 257V256H10ZM12 258V257H11ZM10 258V259H11ZM5 260H6V258H5ZM4 260V261H5ZM7 262H8V259L6 260ZM9 261H11V260H9ZM1 264V263H0ZM8 264H11V263H8ZM13 264V263H12ZM16 264H18V262L16 263ZM19 264H22L21 262H19ZM65 264V263H64Z\"/></svg>",
	"mask_w": 264,
	"mask_h": 264
}]
</instances>
